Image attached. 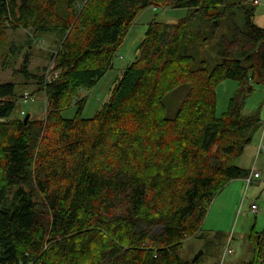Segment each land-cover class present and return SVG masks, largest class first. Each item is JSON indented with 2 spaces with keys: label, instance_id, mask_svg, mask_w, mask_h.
<instances>
[{
  "label": "trees",
  "instance_id": "obj_1",
  "mask_svg": "<svg viewBox=\"0 0 264 264\" xmlns=\"http://www.w3.org/2000/svg\"><path fill=\"white\" fill-rule=\"evenodd\" d=\"M245 1L0 0V63L13 51L5 52L7 30L52 34L59 72L37 91L45 119L25 113L26 123L14 117L22 96L0 83V264L197 263L179 256L182 244L202 231L217 194L247 177L235 162L260 130L259 113L242 115V95L264 83V29ZM150 7L187 15L150 22L107 101L82 118L79 93L112 69ZM209 42L214 60L202 55ZM28 63L25 55V77ZM225 80L240 92L217 117L215 89ZM182 84L188 92L167 118L163 99ZM248 240L249 264H264V230Z\"/></svg>",
  "mask_w": 264,
  "mask_h": 264
},
{
  "label": "rangeland",
  "instance_id": "obj_2",
  "mask_svg": "<svg viewBox=\"0 0 264 264\" xmlns=\"http://www.w3.org/2000/svg\"><path fill=\"white\" fill-rule=\"evenodd\" d=\"M237 2L238 0H230V3ZM248 2L249 0H246L241 4L247 7L250 6ZM186 15L187 12L183 9L156 8L154 10L153 7L140 12L113 57L112 69L103 76L91 91L79 93L80 98L85 97L81 117L84 119L92 118L107 101L113 84L121 72L134 60L137 47L150 22L175 23ZM251 21L254 26L264 29V0L260 6L255 8ZM5 33L7 37L5 52L8 53V47H12L13 51L8 53L6 61L0 63V83H13L18 96L23 97L25 94L30 96V100L26 103L19 101L14 117L21 119L20 112L24 111L29 113L32 120L45 119V100L37 91L41 82L43 86L44 74L52 65L50 55L54 52L57 39L52 34H43L38 38H33L31 33L23 30H7ZM208 44L209 46L203 48L204 53L202 55L205 59L214 60L216 59L212 49L214 42ZM25 55H28L29 58L27 65L29 77L20 73ZM213 65L214 63L209 64L208 69H211ZM188 89V84H182L163 99L167 118L173 117ZM239 92L240 85L233 80H225L216 87L217 117L227 111L229 100ZM242 100L244 101L242 111L244 117L259 113L262 119L264 114V83L254 85L253 92L247 96L243 94ZM62 116L66 119L73 118L75 108L70 107L62 111ZM256 137L261 139V130L252 142L256 140ZM253 160L254 158L251 159V163ZM240 161L241 159L235 162L238 168H242L240 166L243 162ZM259 164L260 161H257V168L264 167V161ZM229 185L220 191L207 207L202 231L197 237L190 238L182 244L179 251V256L182 259L192 261L198 256L196 264H246L252 258L253 250L247 236L252 231L261 232L264 230V178L255 181L247 189H245L244 184L241 185L237 182ZM252 204L257 207L256 215L250 211ZM207 242L212 243L209 248L206 247Z\"/></svg>",
  "mask_w": 264,
  "mask_h": 264
},
{
  "label": "built area",
  "instance_id": "obj_3",
  "mask_svg": "<svg viewBox=\"0 0 264 264\" xmlns=\"http://www.w3.org/2000/svg\"><path fill=\"white\" fill-rule=\"evenodd\" d=\"M263 0H249V5L252 7H258L262 4ZM154 10L156 8H153ZM59 72L56 71L54 69V65L52 64L50 69L44 74L43 77V83L44 85H48L51 84L52 82H54L57 78H58ZM30 100V96L25 94L23 95L22 99H21V103H26ZM25 116V112L21 111L20 112V117L23 118ZM260 130L262 131V137L260 139L261 144L259 145V149H258V154L259 153H264V144H263V140H264V119L261 120L260 122ZM262 178V175L257 172L256 170H252L251 172H249V174L247 175V177L245 179H243V184L245 185V189L249 188L250 186H252L255 181L260 180ZM250 211L252 214H256L257 213V207L256 205L252 204L250 206Z\"/></svg>",
  "mask_w": 264,
  "mask_h": 264
},
{
  "label": "crops",
  "instance_id": "obj_4",
  "mask_svg": "<svg viewBox=\"0 0 264 264\" xmlns=\"http://www.w3.org/2000/svg\"><path fill=\"white\" fill-rule=\"evenodd\" d=\"M262 117H263L262 119H264V114ZM252 143H254V144H252ZM252 143L244 149L242 155L240 156V158H238V160L241 159L240 162H243V164L241 163L240 167H242L243 170L248 171V172H251L254 169L262 175V178H264V167L261 166V168H257V165H256L257 161H260V164L262 163V161H264V153L258 154L259 145L261 144L260 139L259 138L257 139V137H256V140ZM263 144H264V140H263ZM252 158H254V160L251 163ZM242 160H244V161H242ZM235 182L243 185L242 180L233 181L230 183V185L235 183ZM247 240H248V236H247ZM248 242H249V240H248ZM252 257H253V254H252ZM251 260H252V258L246 264H249Z\"/></svg>",
  "mask_w": 264,
  "mask_h": 264
},
{
  "label": "water",
  "instance_id": "obj_5",
  "mask_svg": "<svg viewBox=\"0 0 264 264\" xmlns=\"http://www.w3.org/2000/svg\"><path fill=\"white\" fill-rule=\"evenodd\" d=\"M243 100H244V97H243ZM28 120H29V115H26V116L24 117V119H23V122L26 123ZM197 258H198V256H196V257L192 260V262H195V261L197 260Z\"/></svg>",
  "mask_w": 264,
  "mask_h": 264
}]
</instances>
